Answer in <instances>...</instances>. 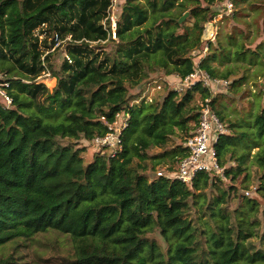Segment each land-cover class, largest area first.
I'll use <instances>...</instances> for the list:
<instances>
[{"label": "trees", "instance_id": "obj_1", "mask_svg": "<svg viewBox=\"0 0 264 264\" xmlns=\"http://www.w3.org/2000/svg\"><path fill=\"white\" fill-rule=\"evenodd\" d=\"M214 2L123 0L113 39L102 24L111 0H0V73L13 99L0 104V264H264V216L235 182L249 163L264 168V101L230 109L202 81L167 83L203 70L235 93L246 73L212 64L232 58L255 67L263 93L264 42L250 49L246 35L230 34L233 50L207 40L204 51ZM186 12L191 25L179 21ZM54 34L70 62L54 65ZM44 68L52 88L39 82ZM158 72L162 94H128ZM201 102L226 129L213 145L224 178L151 177L148 162L174 172L188 155ZM116 113L129 115L120 149L103 146L86 160L72 141L104 136Z\"/></svg>", "mask_w": 264, "mask_h": 264}, {"label": "rangeland", "instance_id": "obj_2", "mask_svg": "<svg viewBox=\"0 0 264 264\" xmlns=\"http://www.w3.org/2000/svg\"><path fill=\"white\" fill-rule=\"evenodd\" d=\"M122 2L123 0H113V7L111 8L110 12L111 15L118 16L120 10L119 6ZM233 12H236L235 16L233 17L228 16L227 18L215 20V37L211 41L217 43V41L219 40L223 45L228 46L231 50L234 49V46L228 44L226 37L230 34L238 37L240 41L242 40V36L239 33H243L244 35H246L247 37L245 39V43L246 46L250 47V49H253L258 43L264 42V0L235 1ZM183 22L184 24L191 25L193 20L189 16H187ZM206 37L208 36H206L204 32L203 39L205 40ZM64 48L65 46L63 45V47L57 50V53L53 58L55 66L59 65L64 58ZM105 50H111L109 45L106 46ZM204 51L206 50L204 49ZM212 64L217 65V68L221 71H223L226 67H231V69L233 68L237 75H242L243 72H245L247 75L246 80L242 82V84L238 87L237 92L235 93L229 91L228 88H223L222 85H212L210 87L211 92L213 95H219V102L227 105L230 109L231 107H234L237 109H241L242 111H248L250 108L254 109L256 108V104H262V102L264 101V91L262 94L258 95L260 89L258 90L256 86L262 80H260V78L254 77V66H249L245 62L235 61L232 58L229 61H223L221 63L212 62ZM164 78L165 77L162 72L150 73L148 75V78L142 81V83H140V85H138L137 87H128V94L137 95L138 93H141L142 96H146L147 99L162 94ZM40 81L42 83H45L50 88H52L54 84V79H51L50 77H44ZM229 82H231V78L229 79ZM167 83L170 87H175L177 89L185 87L178 83V80L175 76L169 77ZM201 105H203V102L200 103V106ZM72 143L74 144V147L85 148L83 155L88 161L91 160L93 153L99 150V147H97L94 142H87L84 139H79L77 141L73 140ZM158 151H160L159 148H153L150 153H156ZM255 151L256 149H253L252 153H254ZM169 165V163H166L163 165H156L154 168H152L151 162H148V173L151 177H155L158 171H161L163 173L171 172L169 169ZM247 166L248 171L246 170L245 173L240 174L236 178L235 182L238 186L246 185L247 188L240 189V192L244 193L245 196L254 198L258 201L259 210L257 213V218L261 221L264 216V196H262V194L258 192L257 189L262 187L261 192L264 193V180L260 178L264 173V168L260 169L257 165L250 163L247 164ZM175 167L176 165H174V168ZM246 173H249V176L247 178H245ZM227 180L228 179H226L225 181ZM253 240H255V238L251 239V241ZM158 241L162 246H164V243L160 238H158ZM36 245L39 246L38 243H36ZM48 248L53 247L50 244L48 245ZM62 250H64V247H60L57 251ZM30 253L31 250H29L28 252L26 250L22 251V254L25 256H29ZM46 255L50 256L51 253L46 251ZM35 259L37 260V258Z\"/></svg>", "mask_w": 264, "mask_h": 264}, {"label": "built area", "instance_id": "obj_3", "mask_svg": "<svg viewBox=\"0 0 264 264\" xmlns=\"http://www.w3.org/2000/svg\"><path fill=\"white\" fill-rule=\"evenodd\" d=\"M235 1L236 0H215L212 6V9L215 10V16L211 21L207 23V25L211 26V31L204 42L205 50L207 49L206 41H211L215 37V20L230 16L233 13ZM112 7L113 0H111V5L108 9V15L102 21V24L104 25V27H106L107 20L110 22V30L108 33L110 34L111 38L115 39V28L118 16H116L115 14V16L110 14ZM53 40L54 43L49 51H53L57 47H62L63 40H61L57 34H54ZM49 51H46V53ZM63 55L70 62L67 54L63 53ZM44 77H50L49 70H47L46 68H44L42 75L39 76V82H41L40 80ZM177 80L179 84L185 86L184 88L189 87L196 81H202V83L208 88H210L212 85H222L223 88H227L228 85L227 80L211 79L209 75L203 70H195L183 79L177 78ZM10 89V81L6 78L4 73H0V104L5 108H10L13 102V99L9 93ZM115 118L116 119L113 124L109 126L110 130L108 133H106L102 137H95L93 139L92 143L94 142L97 147H108L112 151L120 149V133L121 130L127 126L129 115L124 113H116ZM225 131L226 129L224 125L220 122L216 114L207 104L203 103L200 108V116L194 132L193 134L188 136L184 142V145L188 148L189 151L188 155L179 161L174 172L163 173L161 171H158L157 176L161 175L167 177H175L180 181L186 183L187 185H190L195 173L198 171H203L208 174L217 173L219 177L224 178V169L217 162V157L213 145L215 141H217L218 134L224 133Z\"/></svg>", "mask_w": 264, "mask_h": 264}, {"label": "crops", "instance_id": "obj_4", "mask_svg": "<svg viewBox=\"0 0 264 264\" xmlns=\"http://www.w3.org/2000/svg\"><path fill=\"white\" fill-rule=\"evenodd\" d=\"M237 1V0H236ZM207 29L204 31L205 32V35L206 36H209V34H210V31H211V26L210 25H207V27H206ZM213 42V41H212ZM53 79H54V84H55V78L54 77H52ZM51 78V79H52ZM263 82H264V80H263ZM54 84H53V86H54ZM52 86V87H53ZM50 88V87H49Z\"/></svg>", "mask_w": 264, "mask_h": 264}, {"label": "water", "instance_id": "obj_5", "mask_svg": "<svg viewBox=\"0 0 264 264\" xmlns=\"http://www.w3.org/2000/svg\"><path fill=\"white\" fill-rule=\"evenodd\" d=\"M187 15H188V13L186 12L183 16L180 17L179 21H182ZM263 85H264V82H263ZM215 143H216V141H215Z\"/></svg>", "mask_w": 264, "mask_h": 264}]
</instances>
